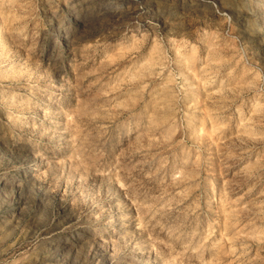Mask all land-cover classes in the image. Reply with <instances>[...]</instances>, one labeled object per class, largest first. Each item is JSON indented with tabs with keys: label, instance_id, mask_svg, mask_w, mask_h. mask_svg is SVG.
Instances as JSON below:
<instances>
[{
	"label": "rangeland",
	"instance_id": "rangeland-1",
	"mask_svg": "<svg viewBox=\"0 0 264 264\" xmlns=\"http://www.w3.org/2000/svg\"><path fill=\"white\" fill-rule=\"evenodd\" d=\"M0 264H264V0H0Z\"/></svg>",
	"mask_w": 264,
	"mask_h": 264
},
{
	"label": "bare ground",
	"instance_id": "bare-ground-1",
	"mask_svg": "<svg viewBox=\"0 0 264 264\" xmlns=\"http://www.w3.org/2000/svg\"><path fill=\"white\" fill-rule=\"evenodd\" d=\"M110 13L111 14H114V13H116V10H112V11H110Z\"/></svg>",
	"mask_w": 264,
	"mask_h": 264
}]
</instances>
